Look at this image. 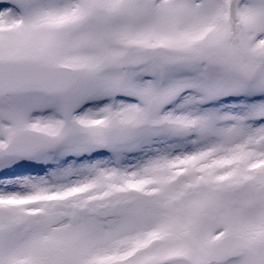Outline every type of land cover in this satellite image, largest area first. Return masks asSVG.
Returning <instances> with one entry per match:
<instances>
[{
    "label": "snow or ice",
    "instance_id": "obj_1",
    "mask_svg": "<svg viewBox=\"0 0 264 264\" xmlns=\"http://www.w3.org/2000/svg\"><path fill=\"white\" fill-rule=\"evenodd\" d=\"M0 264H264V0H0Z\"/></svg>",
    "mask_w": 264,
    "mask_h": 264
}]
</instances>
